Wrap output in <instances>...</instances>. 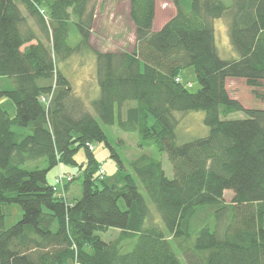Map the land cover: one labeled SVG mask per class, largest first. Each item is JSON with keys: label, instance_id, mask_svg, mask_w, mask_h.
<instances>
[{"label": "trees", "instance_id": "1", "mask_svg": "<svg viewBox=\"0 0 264 264\" xmlns=\"http://www.w3.org/2000/svg\"><path fill=\"white\" fill-rule=\"evenodd\" d=\"M170 1L174 15L154 29L156 0H129L134 49L104 52L90 45L95 0H0V78L11 81L0 101L9 97L16 111L0 102V264H264V107L244 106L227 88L229 78L255 88L264 81V0ZM221 17L238 58L219 55L213 20ZM83 48L96 55L95 114L74 100L58 66ZM190 66L196 91L181 75ZM193 110L204 111L209 132L178 143L176 113ZM116 115L140 147L167 152L173 177L146 153L124 161L102 127ZM94 142L116 157L123 184L100 177ZM81 147L82 194L71 200L75 175H61V189L47 174L78 164ZM41 159L46 167L25 166ZM6 203L23 211L10 227ZM111 228L119 232L106 241L99 233Z\"/></svg>", "mask_w": 264, "mask_h": 264}, {"label": "rangeland", "instance_id": "2", "mask_svg": "<svg viewBox=\"0 0 264 264\" xmlns=\"http://www.w3.org/2000/svg\"><path fill=\"white\" fill-rule=\"evenodd\" d=\"M95 20L93 23L90 45L99 51H132L135 46V26L129 15V0H95ZM229 2V0H226ZM22 11L27 14V9L21 4ZM175 13V6L170 0H156V16L154 20V29L161 27ZM28 16V25L34 28V31L41 38H45L41 31L40 24L35 17ZM215 28V40L219 55L224 59H235L239 57L238 52L233 47L230 35L228 18L221 17L213 20ZM81 40V35L75 25L70 30L69 42L76 45ZM47 42V40H46ZM59 68L69 80L71 94L75 101L80 102L85 110L95 114L92 101L99 95V85L97 77L96 55L91 49L83 48L74 51L65 61L58 62ZM182 78L186 82H191L189 87L191 91H196L200 87V82L193 67H186L181 72ZM11 81L0 78V89L6 87ZM227 88L232 97L237 98L246 107H264V81L258 88L250 86L243 78H229ZM256 92L258 95H256ZM1 105L7 109L10 115L15 114L14 102L9 97L1 99ZM117 114V107H116ZM205 113L203 110H193L188 112H177V142L182 143L196 137L205 136L209 132V127L204 123ZM231 117H244L241 112L231 114ZM116 115L115 124H102V127L109 136L110 142L115 146L117 152L124 157V161L136 158L140 154L146 153L157 159H160L163 168L169 177L174 176L173 166L169 160L166 151L160 152L155 146L140 147L138 145V136L133 132H125L118 125ZM94 155L105 169V182L109 185L113 183L123 184L122 174H119V163L115 156L111 154L109 147L104 142H94ZM78 164H60L53 167L47 174L48 181L53 183L60 175L69 176V173L75 175V180L70 185V190L65 195L68 199H76L81 196L83 188L82 170L80 165L84 166L87 159L86 152L81 147L75 156ZM28 168L46 167L47 162L28 161L25 164ZM122 173V171H120ZM98 172L95 173L97 177ZM100 187L103 186L101 180H97ZM70 191V192H69ZM142 191L145 193L144 189ZM69 192V193H68ZM233 192H225V200L230 202ZM120 205L125 207L124 201ZM5 214V226L10 227L21 219L23 211L18 203H6L3 205ZM156 218L158 215L153 209ZM204 215H208L207 213ZM162 224V223H161ZM116 228H111L106 232H100L101 237L109 241L113 239L118 232ZM130 248H124L128 250Z\"/></svg>", "mask_w": 264, "mask_h": 264}, {"label": "built area", "instance_id": "3", "mask_svg": "<svg viewBox=\"0 0 264 264\" xmlns=\"http://www.w3.org/2000/svg\"><path fill=\"white\" fill-rule=\"evenodd\" d=\"M180 78H177V80H179ZM46 98L47 97H42V100L43 101H45L46 100ZM90 149H94V145H92V144H90ZM105 174H106V171H105V169H103V168H100V177L101 178H103L104 176H105ZM67 179H70V177L68 176L67 177ZM64 183V177L63 176H58L57 178H56V185H57V187L58 186H61V189L63 188V184ZM62 192V191H61ZM62 194H63V192H62Z\"/></svg>", "mask_w": 264, "mask_h": 264}, {"label": "crops", "instance_id": "4", "mask_svg": "<svg viewBox=\"0 0 264 264\" xmlns=\"http://www.w3.org/2000/svg\"><path fill=\"white\" fill-rule=\"evenodd\" d=\"M69 190H70V188H69ZM69 192H70V191H69ZM69 192H68V193H69ZM116 231H117V232H119V230H118V229H117Z\"/></svg>", "mask_w": 264, "mask_h": 264}]
</instances>
